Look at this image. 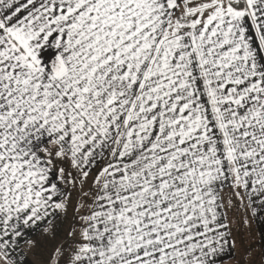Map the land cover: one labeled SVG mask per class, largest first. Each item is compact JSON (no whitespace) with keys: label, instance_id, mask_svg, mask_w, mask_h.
<instances>
[{"label":"snow or ice","instance_id":"snow-or-ice-1","mask_svg":"<svg viewBox=\"0 0 264 264\" xmlns=\"http://www.w3.org/2000/svg\"><path fill=\"white\" fill-rule=\"evenodd\" d=\"M0 264H264V0H0Z\"/></svg>","mask_w":264,"mask_h":264},{"label":"crops","instance_id":"crops-1","mask_svg":"<svg viewBox=\"0 0 264 264\" xmlns=\"http://www.w3.org/2000/svg\"><path fill=\"white\" fill-rule=\"evenodd\" d=\"M233 215L238 216L237 213L236 214H232V216ZM249 223H250V230H252L253 234L255 235V240H257V244H259V242H260V233L257 230L259 228V225L255 221H250ZM235 225H236V223H235ZM33 250L35 251V249H33ZM238 252H239V246H238ZM29 255H31V254H29ZM32 259H36V258L32 257Z\"/></svg>","mask_w":264,"mask_h":264},{"label":"rangeland","instance_id":"rangeland-1","mask_svg":"<svg viewBox=\"0 0 264 264\" xmlns=\"http://www.w3.org/2000/svg\"><path fill=\"white\" fill-rule=\"evenodd\" d=\"M237 215L239 216V213H237ZM232 216V214H230V217ZM235 226H239V222L237 221L236 222V225ZM243 234L245 235L246 239L248 240V243L249 244H252V243H257V240H253V232L252 230L249 229H243Z\"/></svg>","mask_w":264,"mask_h":264}]
</instances>
